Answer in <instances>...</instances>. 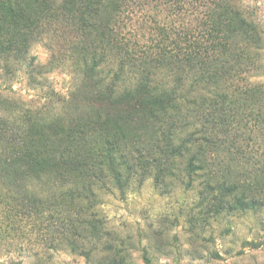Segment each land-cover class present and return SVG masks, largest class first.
Masks as SVG:
<instances>
[{"label": "trees", "instance_id": "trees-1", "mask_svg": "<svg viewBox=\"0 0 264 264\" xmlns=\"http://www.w3.org/2000/svg\"><path fill=\"white\" fill-rule=\"evenodd\" d=\"M212 1L204 27L169 31L168 42L163 38L139 59L115 32L126 0H0V85L11 88V75L33 64V56L28 63L32 44L47 30L59 31L52 28L55 23L76 27L88 40L81 49L84 75L51 105L31 107L0 92V254L6 244L22 246L29 234L55 219L63 225L58 243L76 248L77 235H83L97 240L98 249L113 251L111 264H128L125 240L108 228L98 197L105 187L125 193L150 175L157 182L186 176L191 184L204 173L203 184L218 208L231 212L264 205V161L240 178L226 175L221 159L223 153L237 161L245 157L228 145L236 141L228 136L237 134L232 120L238 115L255 121L242 133L248 135L244 139L264 136V84L249 81L263 65L264 32L235 0ZM29 4L35 9L28 16ZM107 9L112 11L101 21ZM101 42L125 57L119 70L105 74L100 67L104 61L96 45ZM126 63L142 68L133 77ZM86 80L92 82L89 95L82 92ZM118 105L128 112L117 123H132L139 115L152 127L151 137L126 140L108 117V109ZM143 260L152 264L146 252Z\"/></svg>", "mask_w": 264, "mask_h": 264}, {"label": "rangeland", "instance_id": "rangeland-1", "mask_svg": "<svg viewBox=\"0 0 264 264\" xmlns=\"http://www.w3.org/2000/svg\"><path fill=\"white\" fill-rule=\"evenodd\" d=\"M212 2L126 0L124 8L117 13L115 32L119 42L142 59L152 53L163 38L168 42L166 37L173 36L167 34L169 31L174 33L191 27H204L209 11L206 6ZM235 2L246 16L259 23L264 32V0ZM30 4L34 3L31 1ZM30 4L26 9L28 16L35 9ZM111 11H104L100 20L105 21ZM56 26L59 31L51 33L47 30L32 44L28 63L33 56V67L22 65L14 76L11 75L7 84H11V88L1 84L0 92L18 97L31 107L43 108L69 93L76 79L84 75V52L81 49L88 40L76 31V27L62 28L55 23L52 28ZM96 46L101 61H104L100 67L105 74L111 68L115 72L123 66L125 57L110 53L102 42ZM88 62L91 63V59L88 58ZM259 63L263 65L255 70L257 74H250L249 81L264 84V48ZM124 66L126 71H130L128 75L133 77L142 68L141 63L134 66L126 63ZM32 69L35 73L29 71ZM3 75L7 77L8 74ZM91 88L92 82L86 80L83 94L89 95ZM100 107L106 106L101 103ZM113 107L108 109L110 124L121 126V134L127 136L126 140L139 135L151 137L152 127L145 124L139 115L132 123H117L126 118L128 108L126 105ZM254 124V119L248 118L246 113L232 120L237 134L233 130L228 137L236 141L228 145L233 149L239 148L240 158L245 157L237 161L223 153L221 159L224 164H231L228 169H225L228 166H223L226 175L249 177L248 171H254V165L264 161V136L248 140L244 139L248 135L242 134L248 133ZM225 146L221 147L223 152H226L223 150ZM206 178L202 173L194 182L187 184L186 176L177 178L169 175L164 182H157L150 175L142 182L132 184L125 193L114 188L101 189L98 197L101 215L108 228L125 240L130 254L128 264H145L144 252L152 264H264V205L256 210L230 212L220 209L215 205L212 194L205 189L203 180ZM38 230L39 233L29 234L23 239L22 246L6 244L8 247L2 248L0 263L12 259L13 263L20 264H111L114 257L113 251L98 249L97 240L83 238V235H77L76 248L58 243L56 238L60 237L63 225L55 219L46 221ZM247 240H254L256 246L246 245Z\"/></svg>", "mask_w": 264, "mask_h": 264}]
</instances>
